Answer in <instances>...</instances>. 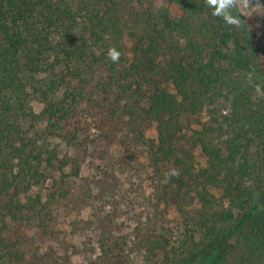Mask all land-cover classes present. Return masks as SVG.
Returning <instances> with one entry per match:
<instances>
[{
  "label": "trees",
  "instance_id": "trees-1",
  "mask_svg": "<svg viewBox=\"0 0 264 264\" xmlns=\"http://www.w3.org/2000/svg\"><path fill=\"white\" fill-rule=\"evenodd\" d=\"M159 1L128 19L117 0H0V213L19 221L21 195L53 174L63 184L78 180L79 160L49 141L86 153V110L111 132L129 122L145 142L143 126L156 125L158 139L146 142L151 165L170 175L177 205L185 188L197 205L199 237L176 260L264 264V174L250 156L264 146V104L254 107L248 79L255 56L206 0ZM126 35L129 50L119 41ZM111 47L121 53L117 63L108 59ZM207 107L211 124L190 136L188 119ZM29 121L45 125L42 142L26 135ZM196 149L208 160L199 170ZM71 196L51 194L55 202ZM6 232L7 225L0 263L28 264Z\"/></svg>",
  "mask_w": 264,
  "mask_h": 264
},
{
  "label": "rangeland",
  "instance_id": "rangeland-1",
  "mask_svg": "<svg viewBox=\"0 0 264 264\" xmlns=\"http://www.w3.org/2000/svg\"><path fill=\"white\" fill-rule=\"evenodd\" d=\"M117 1L121 3L120 15L128 19L136 17L138 11L160 6L159 0ZM231 15L238 24H229L222 16L219 19L231 39L246 43L255 56L248 79L249 85L255 86L252 103L257 108L264 104V0H249L247 6L240 3L231 9ZM125 25V30L132 26L131 22ZM119 41H123L124 50L132 47L127 35ZM34 106L39 109L38 103ZM210 109L188 119L190 136L211 124ZM84 111L88 121L86 153L57 140L49 141V147L60 156L79 160L78 180L63 184L61 177L53 174L45 184L31 187L21 195L19 221L4 219L0 213V230L7 225L6 238L23 247L28 264H197L198 259L191 257L176 260L192 235L199 237L193 218L197 205L186 188L181 191L185 201L177 205L170 175L151 165L146 142L158 139L156 125L143 126L145 142L129 122L111 132L96 112ZM44 127L29 121L24 129L31 139L42 142ZM193 154L198 170L207 167L201 149ZM250 156L264 174V146L252 147ZM68 190L72 191L68 202L52 201L51 194ZM216 194L220 197L222 192ZM154 246L157 249L153 251Z\"/></svg>",
  "mask_w": 264,
  "mask_h": 264
},
{
  "label": "clouds",
  "instance_id": "clouds-1",
  "mask_svg": "<svg viewBox=\"0 0 264 264\" xmlns=\"http://www.w3.org/2000/svg\"><path fill=\"white\" fill-rule=\"evenodd\" d=\"M249 0H206V4L214 8V16H222L224 20L229 24H238L239 21L231 15V9L242 3L247 6ZM108 59L113 62H119L121 53L114 47L108 49ZM172 176H178L176 171L170 173Z\"/></svg>",
  "mask_w": 264,
  "mask_h": 264
}]
</instances>
